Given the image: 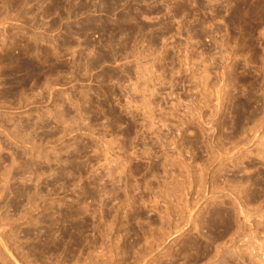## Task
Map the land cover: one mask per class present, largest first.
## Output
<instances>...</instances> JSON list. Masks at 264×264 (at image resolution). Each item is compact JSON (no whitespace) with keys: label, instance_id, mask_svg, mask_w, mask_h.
Masks as SVG:
<instances>
[{"label":"rangeland","instance_id":"1","mask_svg":"<svg viewBox=\"0 0 264 264\" xmlns=\"http://www.w3.org/2000/svg\"><path fill=\"white\" fill-rule=\"evenodd\" d=\"M0 264H264V0H0Z\"/></svg>","mask_w":264,"mask_h":264}]
</instances>
